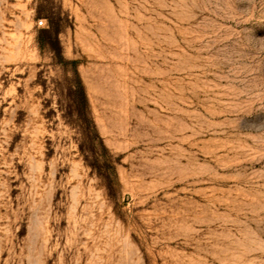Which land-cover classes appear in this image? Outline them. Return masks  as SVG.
Segmentation results:
<instances>
[{"label": "rangeland", "instance_id": "rangeland-1", "mask_svg": "<svg viewBox=\"0 0 264 264\" xmlns=\"http://www.w3.org/2000/svg\"><path fill=\"white\" fill-rule=\"evenodd\" d=\"M0 264H264V0H0Z\"/></svg>", "mask_w": 264, "mask_h": 264}, {"label": "trees", "instance_id": "trees-1", "mask_svg": "<svg viewBox=\"0 0 264 264\" xmlns=\"http://www.w3.org/2000/svg\"><path fill=\"white\" fill-rule=\"evenodd\" d=\"M70 108L67 118L79 130L82 137L80 151L85 156L86 162L93 168H106V177L111 181V170L114 169L112 156L91 116L85 86L78 71L73 84Z\"/></svg>", "mask_w": 264, "mask_h": 264}, {"label": "built area", "instance_id": "built-area-1", "mask_svg": "<svg viewBox=\"0 0 264 264\" xmlns=\"http://www.w3.org/2000/svg\"><path fill=\"white\" fill-rule=\"evenodd\" d=\"M44 24V20H39L38 25L42 26Z\"/></svg>", "mask_w": 264, "mask_h": 264}]
</instances>
